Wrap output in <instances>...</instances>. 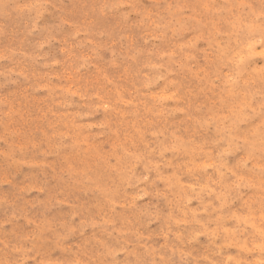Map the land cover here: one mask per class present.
<instances>
[{
  "label": "rangeland",
  "instance_id": "374dc122",
  "mask_svg": "<svg viewBox=\"0 0 264 264\" xmlns=\"http://www.w3.org/2000/svg\"><path fill=\"white\" fill-rule=\"evenodd\" d=\"M0 264H264V0H0Z\"/></svg>",
  "mask_w": 264,
  "mask_h": 264
}]
</instances>
